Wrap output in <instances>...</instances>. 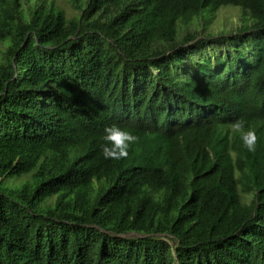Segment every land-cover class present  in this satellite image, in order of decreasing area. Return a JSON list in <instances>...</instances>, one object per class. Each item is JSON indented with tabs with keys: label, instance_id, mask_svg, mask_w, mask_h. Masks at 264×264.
<instances>
[{
	"label": "trees",
	"instance_id": "obj_1",
	"mask_svg": "<svg viewBox=\"0 0 264 264\" xmlns=\"http://www.w3.org/2000/svg\"><path fill=\"white\" fill-rule=\"evenodd\" d=\"M69 2L0 0V264H264V0Z\"/></svg>",
	"mask_w": 264,
	"mask_h": 264
},
{
	"label": "clouds",
	"instance_id": "obj_2",
	"mask_svg": "<svg viewBox=\"0 0 264 264\" xmlns=\"http://www.w3.org/2000/svg\"><path fill=\"white\" fill-rule=\"evenodd\" d=\"M233 128L241 131L245 145L250 151L254 150L253 146L247 143V137L255 136V133L251 130L244 131L242 120H238ZM101 140L100 149L105 159H121L128 156L129 148L136 142L137 137L128 128L113 123L103 129Z\"/></svg>",
	"mask_w": 264,
	"mask_h": 264
},
{
	"label": "rangeland",
	"instance_id": "obj_3",
	"mask_svg": "<svg viewBox=\"0 0 264 264\" xmlns=\"http://www.w3.org/2000/svg\"><path fill=\"white\" fill-rule=\"evenodd\" d=\"M38 1V0H34ZM40 1V0H39ZM47 3L53 2L58 8L64 11L67 18H71L77 15V11L70 5L69 0H45ZM30 3V5H33ZM240 12L239 10L233 7H226L220 9L211 19L210 23L207 26V30L213 34H219V32H227L231 31L237 24ZM8 45V41L1 42L0 41V62L2 61L3 52ZM22 180H16L9 182L10 186H15L20 184ZM249 199V197H247Z\"/></svg>",
	"mask_w": 264,
	"mask_h": 264
}]
</instances>
